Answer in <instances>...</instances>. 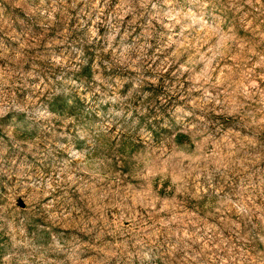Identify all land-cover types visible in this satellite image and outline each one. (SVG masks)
<instances>
[{
	"label": "rangeland",
	"instance_id": "rangeland-1",
	"mask_svg": "<svg viewBox=\"0 0 264 264\" xmlns=\"http://www.w3.org/2000/svg\"><path fill=\"white\" fill-rule=\"evenodd\" d=\"M0 264H264V0H0Z\"/></svg>",
	"mask_w": 264,
	"mask_h": 264
},
{
	"label": "trees",
	"instance_id": "trees-1",
	"mask_svg": "<svg viewBox=\"0 0 264 264\" xmlns=\"http://www.w3.org/2000/svg\"><path fill=\"white\" fill-rule=\"evenodd\" d=\"M81 73H82V75H85V76L90 74V67H89L88 64H82ZM151 85L153 86L152 87V94L153 95L157 94L156 93L157 92L156 89H158V86L157 85H153V84H151ZM72 106H73V103L72 102L68 103L67 100L64 97V98H61V100L55 99L54 100V106H52V107H53V109H56L57 111H62L66 107L72 108ZM181 135H182V133H177L175 135V137L177 138L178 136H181Z\"/></svg>",
	"mask_w": 264,
	"mask_h": 264
}]
</instances>
